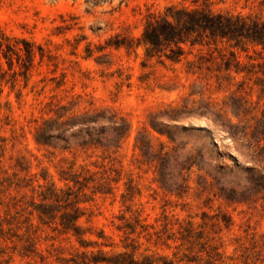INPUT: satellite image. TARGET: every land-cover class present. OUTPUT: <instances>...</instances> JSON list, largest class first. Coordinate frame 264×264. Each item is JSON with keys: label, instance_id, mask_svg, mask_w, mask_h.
<instances>
[{"label": "trees", "instance_id": "16d2710c", "mask_svg": "<svg viewBox=\"0 0 264 264\" xmlns=\"http://www.w3.org/2000/svg\"><path fill=\"white\" fill-rule=\"evenodd\" d=\"M89 1L94 5L103 2ZM183 1L161 11L149 10L139 38L118 34L117 42L107 45L128 51L142 47L149 58L185 61L187 74L202 80L196 86L200 95L230 93L218 110L211 102H203L197 108H173L164 115L171 120L191 114L215 117L245 148L253 164L242 166L233 158L231 167L219 160L212 165L201 149L182 159L183 143H178L176 132L154 120L150 122L153 131L167 136L172 146L160 141L156 149L150 134L142 131L136 147L145 162L155 164L161 188L176 196L188 192L189 175L196 168L199 185L210 188L227 205L264 201V16L215 9L221 0ZM37 50L42 60L40 46L11 37L0 28V114L4 107L9 109V103L2 102L5 87L18 90L20 98L19 87L28 86ZM251 50L258 61L249 55ZM240 52L250 61L243 62ZM254 91L256 102L251 100ZM78 104L75 100L49 103L50 115L42 119L34 135L37 146L52 156L73 149L116 153L130 133L128 119L109 108L79 110ZM224 109L238 122L226 119ZM6 141L0 136V165ZM74 166L58 172L63 187L46 169L40 174L43 182L36 180L35 185L32 179L19 183L15 174L7 175L0 166V173L5 174L0 178V264H250L248 254L227 251L221 234L223 226H231L226 215L208 218L203 214L202 222H195L192 217L163 215L150 221L144 214H118L110 232L91 225L92 214H85L81 203L97 194L114 195L120 173L111 168L114 176L108 170L97 175L85 166L81 171ZM129 182L127 193L122 194L125 201L140 193ZM22 189L32 193L29 200H24L25 195L12 196V190L20 193ZM6 194L11 196L8 202L2 199Z\"/></svg>", "mask_w": 264, "mask_h": 264}, {"label": "rangeland", "instance_id": "374dc122", "mask_svg": "<svg viewBox=\"0 0 264 264\" xmlns=\"http://www.w3.org/2000/svg\"><path fill=\"white\" fill-rule=\"evenodd\" d=\"M221 1L215 9L264 16L262 0ZM177 3L184 1L103 0L94 5L89 0H0V28L9 36L24 38L44 51L41 60L37 50L30 82L26 88L23 84L19 87L20 98H17L18 90L5 87L2 102L9 103V109L4 107L1 111L0 136L7 141L0 166L7 175L15 174L19 183L32 179L35 185L36 180L43 182L40 174L46 169L59 187L64 184L59 182L58 172L72 163L74 170L81 171V166H85L97 175L116 169L120 181L114 186V195L97 194L91 201L81 203L85 214H92L91 225L110 232L111 221L118 214H144L150 221L163 215L192 217L195 222H202L203 214L208 218L226 215L231 226H223L221 234L228 253H246L250 264H264V201L227 205L210 188L204 190L199 185L200 173L196 168L189 175L188 192L182 197L176 196L161 188L155 164L145 162L136 147V138L142 131L150 134L156 149L160 141L172 146L167 136L153 131L150 122L154 120L176 132L178 143H183L182 159L201 149L212 165L219 160L231 167L233 158L242 166L253 164L245 148L215 117L191 114L171 120L164 115L173 108L192 109L203 102H211L218 110L228 101L230 93L200 95L196 86L202 80L187 74L185 61L172 63L160 61L158 57L149 58L142 47L128 51L107 45L117 42L118 34L139 38L149 10L161 11ZM249 55L259 60L252 50ZM239 57L243 62L250 61L244 52ZM74 100L79 101V110L109 108L128 119L130 133L116 153L73 149L57 151L52 156L37 146L34 135L42 119L50 115L49 103L68 104ZM251 100H258L255 91ZM224 110L226 119L238 122ZM4 176L0 173V178ZM129 181L140 193L125 201L122 194L127 193ZM11 193L17 197L25 195V201L32 194L27 189ZM10 197L6 194L2 199L8 202ZM35 198L39 201L38 196ZM12 214H16L14 209Z\"/></svg>", "mask_w": 264, "mask_h": 264}]
</instances>
